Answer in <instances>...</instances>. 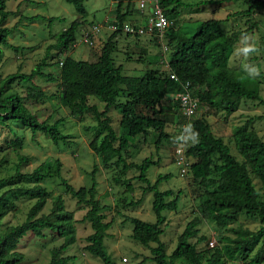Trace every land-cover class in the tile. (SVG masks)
Here are the masks:
<instances>
[{"label":"trees","instance_id":"trees-1","mask_svg":"<svg viewBox=\"0 0 264 264\" xmlns=\"http://www.w3.org/2000/svg\"><path fill=\"white\" fill-rule=\"evenodd\" d=\"M64 1L74 6L80 18L58 35L55 56L47 53V57L30 73L18 71L0 80V126L9 128L8 122H17L30 129L33 134H44L56 147L70 144L69 136L64 135L59 128L62 120L53 124L48 120L41 121L28 107L29 104H39L48 97L38 86L37 79L44 77L48 81H56L55 76L44 72L46 68L56 66L59 70V96L63 107L73 116L90 114L95 119L96 135L89 147L105 169L120 171L121 174L114 177L116 184L125 185L129 191H133L129 181L122 177L131 170H137L138 180L145 185L144 191L153 193L155 223L130 216H126L125 220L133 225L132 238L135 241L145 247H151L153 243L157 245L151 248V259L155 264H176L175 261L181 259L190 264H264V140L256 132L236 127L232 144H229L213 133L210 124L199 113L187 123L191 126V142L184 154L190 169V184L194 187L198 200V215L178 237L177 246L171 255L167 254L166 246L161 241L166 226V219L162 214L165 211H177L182 191L175 193L170 189L159 190V185L170 178V175H159L154 183L149 180V169L159 163L151 157L145 158L141 164L126 160L132 146L146 144L150 135L154 136L157 149L163 141H171L166 130L169 120L167 116L161 118L159 115L171 113L183 117L177 99L175 107L164 106L163 101L167 97L185 93L186 85L201 104L200 108L209 111L232 114L242 101H260L264 105L259 81H244L238 76L240 73L229 67L236 44L241 38L248 37L258 23L252 22L245 30L227 33L221 27L222 20L209 19L199 25L196 33L188 35L176 22L166 34L170 49L168 74L159 75L157 71L150 70L140 77H132L124 75L122 65L117 66L113 58L117 39L122 33L114 32L109 36L95 62L78 61L67 55L76 45L77 32L85 24L87 11L85 0ZM233 1L243 2L248 7L249 15L264 13L262 0L218 2ZM122 2L121 0L117 6L116 16V20L121 23L127 18L126 13H121ZM212 2L213 0H207L203 4ZM6 3L7 0H0V27L10 15H16L15 12L6 10ZM161 5L168 17L177 20L182 7L180 0H161ZM237 14L242 15V12ZM40 18L35 16L28 20ZM55 20L50 18L49 21ZM11 33V29L0 28V63L4 56L1 46L10 45L8 37ZM13 50L18 52L20 48L13 46ZM15 84L26 85L24 94L18 92ZM92 97L103 103V110L96 104H90L89 99ZM140 107L151 109L153 113L147 115L138 110ZM111 110L121 114L120 132L113 127L109 116ZM192 132L198 133V142H192ZM22 146L23 142L18 136L11 141L9 147L16 149L20 164L15 175L0 179V185L5 189L0 193V264H21L25 259L18 251L21 241L30 234L44 239L47 237L46 231L53 238L63 239L59 247L52 249L48 264H75V256L64 255L76 243V227L74 213L66 209L63 196L53 199L49 214L40 215L51 198V193L41 183L51 179H59L66 193L78 205H84L88 209L83 221L91 225L93 232L86 239L85 252L98 258L102 264H116L104 246L113 220H108L105 213L107 206L97 199L95 175L98 168L95 167L91 174L92 185L89 189L74 188L63 177V163L57 158L51 164L43 163L31 173L23 174L20 172V165L28 159L18 153ZM2 148L4 146L0 137V150ZM233 150L237 153L234 154ZM175 158L178 163V155ZM179 167L182 171V167ZM189 169L184 173L187 174ZM24 180H29L34 185H20ZM19 199H31L35 203L21 225L4 226L5 218L17 209ZM241 215L256 218L259 221L257 230L242 226L228 229L232 236H223L222 240L226 244L212 254L197 248L199 243L206 241V237L198 236L203 219L219 228H225ZM196 237L197 242L192 243L191 240Z\"/></svg>","mask_w":264,"mask_h":264},{"label":"rangeland","instance_id":"rangeland-1","mask_svg":"<svg viewBox=\"0 0 264 264\" xmlns=\"http://www.w3.org/2000/svg\"><path fill=\"white\" fill-rule=\"evenodd\" d=\"M117 1V0H115ZM118 3L113 0H85L87 17L85 24L77 32V42L73 49H70L68 56L75 60H85L95 62L98 60L102 48L113 33L108 25L117 16ZM122 10L126 11L127 19H134L138 10L136 2L131 3L128 0H122ZM186 3L179 9L177 20L170 18L173 26L178 22L181 30L188 35L196 33L197 28L203 21L209 19L222 20L221 27L225 32L245 30L250 23H258L254 31L248 36V44H254L258 49L245 56L241 49L245 47V41L240 39L235 46L229 67L240 73L238 76L244 81H259L260 96L264 100V13H254L249 15L248 7L240 1L218 2L203 4L207 0H181ZM123 7H126L125 9ZM6 10L15 12L16 15H10L0 28H8L12 33L8 37L9 46H1L4 56L0 63V80L10 74L21 71L30 73L42 59L55 56V48L58 35L69 28L71 24L80 18L73 5L64 0H7ZM17 12V13H16ZM242 12V15H238ZM39 16L38 20L29 21L28 18ZM50 18H55L50 22ZM103 26L102 31L94 37L92 46L83 43V35L93 26ZM165 44L168 45V38H165ZM14 47L20 48L18 52ZM162 45L156 37H132L120 34L117 39V47L113 58L117 66L122 65L123 74L126 76L140 77L150 70H155L159 75L168 74L170 61V49L167 54V63H164ZM64 57V56H63ZM51 62V60H49ZM245 66L256 67L259 69V75L250 76L245 70ZM46 74H52L57 78L56 81H48L47 78L37 79L38 86L48 96L39 104H29V109L36 113L41 121L48 120L51 124L62 120L60 131L69 136L70 144L56 147L50 138L42 133L33 134V132L23 127L17 122H8V127L0 126V137L4 148L0 150V179L9 178L16 173V168L20 164L19 155L16 149L9 147L11 141L16 136L23 142L22 149L18 151L28 159L20 165V172L23 174L31 173L35 168L43 163L51 164L54 160L60 159L63 163V177L76 189L85 187L89 189L92 185V172L95 167L98 168L95 178L97 181L99 199L103 205L107 206L105 213L108 220H113V225L108 231V236L104 240V246L112 256L116 264H155L152 261L151 247H145L132 238L133 225L125 220L126 216L139 218L143 221L155 223L156 215L153 210V193L144 191V184L138 180L139 172L131 170L123 180H128L133 187L129 191L125 185H118L114 177L121 173L118 170H107L104 168L101 160L90 149L91 140L96 135L97 122L90 114L83 117L73 116L70 111L63 107L60 101V81L58 79L59 70L56 66L46 68ZM18 92L24 94L26 85H14ZM25 86V87H24ZM90 104H96L100 110L104 109L103 103L97 98H90ZM178 102L174 96L167 97L163 101L164 106L175 107ZM179 105V104H178ZM139 111L151 115L153 111L144 107L138 108ZM202 118H205L210 124L213 133L226 143L232 144L233 133L236 127H244L247 130L256 132L264 140V105L260 101H242L238 109L232 114L223 112L209 111L206 108H200L199 112ZM109 116L112 118L113 127L120 132L119 122L121 114L118 111L111 110ZM167 116L169 122L167 133L171 136V141H163L159 149L154 144V136L150 135L146 144L132 146L126 157L127 162L138 163L145 158H152L158 161V165L152 166L147 177L154 183L159 175H170V178L163 180L159 185V190H173L175 193L182 191L181 202L177 211H165L163 216L166 219L164 234L161 241L165 244L167 254L171 255L177 246L178 237L185 230L187 224L198 215V200L195 197V189L190 184L191 175L188 167L187 174L183 173L176 163L175 155L177 151L185 149L190 144V125H187L186 119L178 114L167 113L159 117ZM13 131H12V130ZM236 154L237 151L233 150ZM126 156V155H125ZM192 162V161H190ZM20 185L33 186L34 183L24 180ZM50 193L46 206L40 212L49 214L53 199L62 195L65 200L66 209L74 213L76 227V243L72 245L65 253V256H75V264H102V262L87 252L84 247L87 244V237L93 232L91 225L83 221L87 208L84 205H78L77 201L66 193L59 179L45 180L41 183ZM0 185V193L5 189ZM35 200L19 199L17 209L10 212L4 220L6 225H21L25 222L30 208ZM257 230L259 221L246 215H241L237 221L228 224L225 228H219L210 221L203 219L199 226V237H206V241L199 243L197 248L207 250L210 254L217 248H222L226 241L223 236L231 237L228 229L238 227ZM46 238H38L33 235L26 236L20 243V251L25 259L21 264H48L51 260V251L59 247L63 239L53 238L49 231H46ZM197 242V237L191 240ZM176 264H190L186 260H176ZM231 264V263H229Z\"/></svg>","mask_w":264,"mask_h":264},{"label":"built area","instance_id":"built-area-1","mask_svg":"<svg viewBox=\"0 0 264 264\" xmlns=\"http://www.w3.org/2000/svg\"><path fill=\"white\" fill-rule=\"evenodd\" d=\"M118 1L119 0H113L115 4L118 3ZM128 2H136L138 4V10L141 13L146 11L149 12L146 23L144 25H136L128 22L121 23L118 20H115L109 22V30L113 33L119 32L132 37H156L163 48L162 53L164 63H167L169 46L164 42L166 34L172 28L173 23L165 13V9L161 5V0H128ZM102 28L103 26L97 25L87 30L83 35V43L92 46L94 44V37L102 31ZM167 66L169 67V64H167ZM185 88V93L178 94L174 96V98L179 101L182 115L186 119V122L189 123L192 117L199 112L201 104L192 96L188 85H186ZM177 155V164L182 167V172L184 173L189 167L188 162H186L185 154L183 150H179L177 151Z\"/></svg>","mask_w":264,"mask_h":264},{"label":"clouds","instance_id":"clouds-1","mask_svg":"<svg viewBox=\"0 0 264 264\" xmlns=\"http://www.w3.org/2000/svg\"><path fill=\"white\" fill-rule=\"evenodd\" d=\"M244 41H245V47H243L242 49H241V52L245 55V56H247V55H249V54H251V53H253V52H257L258 51V49L256 48V46L254 45V44H248L247 43V41H248V37L247 36H245L244 38ZM245 70L248 72V74L250 75V76H257V75H259V69L258 68H256V67H249V66H245ZM191 140H192V142H198V133H195V132H192V134H191Z\"/></svg>","mask_w":264,"mask_h":264},{"label":"crops","instance_id":"crops-1","mask_svg":"<svg viewBox=\"0 0 264 264\" xmlns=\"http://www.w3.org/2000/svg\"><path fill=\"white\" fill-rule=\"evenodd\" d=\"M181 3H182V7L186 5V3H184L183 1H181ZM123 8L125 9L126 7H123ZM121 13L124 14V13H126V11L125 10L121 11ZM148 14H149L148 11L142 12V13L140 11H138L135 15H133V16H135L134 19L128 20L126 18V20L124 22L132 23V24H136V25H144L146 23V21H147ZM112 21H114V20H112Z\"/></svg>","mask_w":264,"mask_h":264},{"label":"water","instance_id":"water-1","mask_svg":"<svg viewBox=\"0 0 264 264\" xmlns=\"http://www.w3.org/2000/svg\"><path fill=\"white\" fill-rule=\"evenodd\" d=\"M262 1H264V0H262Z\"/></svg>","mask_w":264,"mask_h":264}]
</instances>
